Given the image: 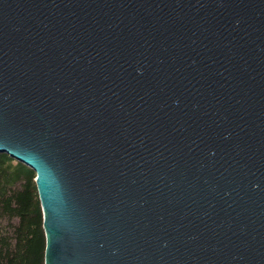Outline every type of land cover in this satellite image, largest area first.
<instances>
[{
	"label": "water",
	"instance_id": "water-1",
	"mask_svg": "<svg viewBox=\"0 0 264 264\" xmlns=\"http://www.w3.org/2000/svg\"><path fill=\"white\" fill-rule=\"evenodd\" d=\"M0 154L43 264H264V0H0Z\"/></svg>",
	"mask_w": 264,
	"mask_h": 264
},
{
	"label": "trees",
	"instance_id": "trees-1",
	"mask_svg": "<svg viewBox=\"0 0 264 264\" xmlns=\"http://www.w3.org/2000/svg\"><path fill=\"white\" fill-rule=\"evenodd\" d=\"M34 173L0 154V264H43L44 234Z\"/></svg>",
	"mask_w": 264,
	"mask_h": 264
}]
</instances>
